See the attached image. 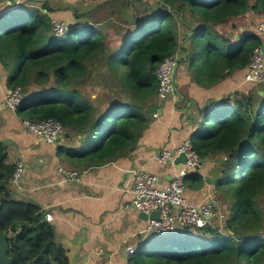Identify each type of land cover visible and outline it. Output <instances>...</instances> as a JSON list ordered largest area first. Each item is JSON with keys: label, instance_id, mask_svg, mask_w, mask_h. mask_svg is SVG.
Segmentation results:
<instances>
[{"label": "trees", "instance_id": "trees-1", "mask_svg": "<svg viewBox=\"0 0 264 264\" xmlns=\"http://www.w3.org/2000/svg\"><path fill=\"white\" fill-rule=\"evenodd\" d=\"M136 1L141 2H130L129 19H121L117 12L122 40L112 49L105 33L92 24L78 33L77 22H64L65 33L55 34L54 21L64 19L66 13L73 16L72 4L53 8L41 0L38 7L32 0H23L0 14L6 21L0 20V63L8 68L16 60L7 87L37 88L27 91L17 112L24 119L60 121L73 143L80 140L78 150L66 147L64 152L75 166L110 160L146 127V110L150 104V113L154 111L159 85L155 71L164 58L181 53L178 64L186 63L195 80L215 84L232 75L243 79L253 50L264 42L252 31L234 35L220 29L229 22L233 26V19L248 9L264 13V0L252 4L250 0H162L144 6ZM142 13L152 15V20L146 21ZM94 58L106 65L112 84L126 99L96 105L81 92ZM51 78L52 86L46 87ZM246 85L250 87L245 92L235 90L213 100L212 108L198 107L201 128L190 135L201 161L223 154L214 187L222 197L232 199L228 214L221 212L225 230L207 225L152 238L149 258L140 253L129 264H264V95L258 93L264 91V82ZM96 131L101 132L98 140ZM88 138L92 144L87 146ZM13 170L0 142V234H9L12 264H69L66 250L55 242L54 230L38 205L14 196ZM181 182L185 189L199 187L201 171H189Z\"/></svg>", "mask_w": 264, "mask_h": 264}, {"label": "crops", "instance_id": "crops-1", "mask_svg": "<svg viewBox=\"0 0 264 264\" xmlns=\"http://www.w3.org/2000/svg\"><path fill=\"white\" fill-rule=\"evenodd\" d=\"M22 1L0 0V13ZM32 1L37 5L35 1L39 0ZM63 1L61 8L70 6L71 0ZM50 6L57 7L53 3ZM128 9L131 16L133 6L130 4ZM8 76L9 70L1 64L0 142L6 147L10 164L18 160L25 163L20 184L10 183L14 196L38 205L43 219L54 230L55 242L66 250L69 264H129L136 252L131 255L125 247L139 248L154 237L144 234L148 219L141 217V211L130 205L131 193L126 183L131 180L132 169L156 174L162 182L174 178L178 164H161L152 156L179 146L197 131L200 118L197 117V108L205 105L211 108L213 100L229 93L227 83L222 80L206 85L195 80L186 63H179L175 73L177 101L155 98L154 111L148 112L149 121L134 140H129L110 160L78 167L64 154L66 146L71 143V134L67 130L55 144L46 143L24 128V118L17 110L4 107V97L9 89L7 81L3 82L2 78ZM241 81L243 84L244 77ZM31 89L27 91L32 92ZM154 113L157 114L155 117ZM205 161L198 169L203 184L195 189H185L186 198L195 204L210 197L217 200L215 174H209ZM60 166L77 169L79 180L65 177L59 171ZM46 214H51L52 218L48 219Z\"/></svg>", "mask_w": 264, "mask_h": 264}, {"label": "built area", "instance_id": "built-area-1", "mask_svg": "<svg viewBox=\"0 0 264 264\" xmlns=\"http://www.w3.org/2000/svg\"><path fill=\"white\" fill-rule=\"evenodd\" d=\"M66 24L63 21H54V32L62 35L66 31ZM258 28L264 33V22L259 23ZM261 47V46H260ZM253 50L244 80L247 82H264V53L261 48ZM178 67V56H168L164 58L156 68V76L159 79L156 98L158 100L171 99L177 101L175 73ZM24 94L21 88L9 90L4 97V106L12 111L23 100ZM157 114L154 113L155 117ZM24 128L35 135L39 140L49 144H55L58 138L64 133V127L60 121L48 117L40 120L23 119ZM184 153L186 162L181 164L174 178L167 182L160 181L158 175L144 169H132L131 180L126 183L131 193L130 205L136 210L150 215L158 212V218H148L144 229L145 235L159 236L171 233L183 228H200L207 225L219 226L223 221V214L219 211L218 202L215 197H210L198 204L190 202L185 196V185L181 178L189 171H196L201 167V159L192 146L190 137L185 138L181 144L175 148L162 150L155 153L152 159L161 164L173 163L174 159ZM25 171V163L18 160L14 164L11 176V184L19 185ZM59 171L71 180H79V172L72 167H59ZM51 219V214H46ZM220 230L221 228L219 226ZM152 238V237H151ZM129 254H134L137 250L134 246L125 247Z\"/></svg>", "mask_w": 264, "mask_h": 264}, {"label": "rangeland", "instance_id": "rangeland-1", "mask_svg": "<svg viewBox=\"0 0 264 264\" xmlns=\"http://www.w3.org/2000/svg\"><path fill=\"white\" fill-rule=\"evenodd\" d=\"M47 1L57 6L53 8H59L60 6L64 5L63 0H47ZM131 1L132 0H71L69 1V3H70V7L72 4V8H74L73 9L74 13H72L73 16H70L71 13L70 14L66 13L65 18L61 20L65 22L67 25L69 22H77L79 25V27L77 28L78 33H83L84 30L87 28V25L92 24L96 31L100 29L105 33L107 45L112 49L117 47L122 40V36L118 34L117 27L118 24L121 22L122 18L123 19L130 18L128 6H130ZM160 2H162V0H141V2L136 1L137 3L136 5H139V3H141L142 6L145 5L144 3H152V5H156L157 3ZM35 3H38L36 5L38 7L42 6L41 0L35 1ZM99 3H102V5H97ZM252 3H254V0H250V4ZM19 4L21 3H14L12 6H16ZM12 10L15 14L18 11V9H12ZM119 11H120L121 19L117 14V12ZM11 15L13 14L11 13ZM75 15H77L78 18H75L74 17ZM143 18L146 21H149L150 19L152 20L153 16L146 15ZM0 20L1 22H6L4 16L1 17ZM261 22H264V13H256L252 9H248L239 17L233 19V26L229 22L226 25H222L220 29L222 30L223 34L225 33L228 34V32H233L234 35L246 30L252 31L259 34L264 41V33L260 31L258 28V25ZM147 25H148L147 29H149L148 31H150L151 23L148 22ZM15 68H16V60L9 63L8 68H6L7 70H9V76L13 73ZM108 75L110 74L107 71L106 65L100 60V58L92 59V63L87 67L86 79L83 85L81 86L80 90L84 95L90 97L94 102V104L96 105H100L104 103L111 104L117 100L126 99V94H124V92L115 82L112 84V80L108 77ZM7 79L2 78V81L6 82ZM241 80L242 78L240 76L233 77V75L224 79L225 83H227V92H231L235 90L247 91L248 88L250 87L246 85V83L248 82L244 80L242 84ZM52 84H53V79L51 78L50 81L47 83L46 87L52 86ZM243 85H245L246 87H243ZM30 89L34 91L37 88L30 87ZM149 105L150 104H148V108L146 110L148 112L151 111ZM199 128H201L200 125H198L197 130H199ZM96 135H97V140L101 138V132L96 131ZM87 141H89V138L87 139ZM76 143L77 144L71 141L70 145L66 146L68 147L67 149L78 150L80 146L79 144H81L80 140L77 139ZM90 144H92L91 141L88 142L87 146ZM222 156L223 154H217L211 156V158L207 159L206 161L205 159L203 160V162L205 161L208 163L206 168L210 169L209 174L216 173L218 163ZM217 201H218L219 211L222 212L224 215H227L228 209L232 203V199L230 198V196L222 197L220 195V192L218 191ZM260 204L262 205L261 201ZM262 209L264 210V205H262ZM218 223L221 228L224 227V220L221 222L218 221ZM262 231L264 233V227ZM153 243L154 241L151 242V239L146 241L144 245H141L139 248H137L136 253L134 254L135 257H137L140 253H143L145 255V258H149V253L151 249L150 247L151 244ZM155 243L160 244L158 241H156Z\"/></svg>", "mask_w": 264, "mask_h": 264}, {"label": "water", "instance_id": "water-1", "mask_svg": "<svg viewBox=\"0 0 264 264\" xmlns=\"http://www.w3.org/2000/svg\"><path fill=\"white\" fill-rule=\"evenodd\" d=\"M4 11H6V10H4ZM260 48H261L262 52L264 53V42L261 44ZM22 92H23V94H26L27 88H22ZM258 93L264 95V91H259ZM185 162H186V157H185L184 153H180L174 159V164H178V166H180L181 164H183ZM140 216L144 217L145 219H148L149 217L150 218H158L159 213L158 212H152L150 215H148L145 212H141ZM8 236H9L8 233H1L0 234V264H12V258L8 255V251H9Z\"/></svg>", "mask_w": 264, "mask_h": 264}, {"label": "clouds", "instance_id": "clouds-1", "mask_svg": "<svg viewBox=\"0 0 264 264\" xmlns=\"http://www.w3.org/2000/svg\"><path fill=\"white\" fill-rule=\"evenodd\" d=\"M17 6H18V5H16V6H12V7H13V8H16ZM9 90H12V89H9ZM21 90H22V89H21ZM22 93H23V92H22ZM25 95H26V94H24V96H25ZM24 96H23V98H24ZM17 109H18V107H17ZM17 109H16V110H17ZM60 123H61V122H60ZM63 127H64V126H63ZM64 131H65V128H64ZM61 136H62V135H61ZM58 139H59V138H58ZM223 230H225V229H222V231H223ZM167 234H168V233H167ZM160 236H162V235H159V236H156V237H160ZM154 237H155V236H154ZM154 237H152V238H154ZM152 238H151V239H152ZM144 244H145V243H144Z\"/></svg>", "mask_w": 264, "mask_h": 264}]
</instances>
